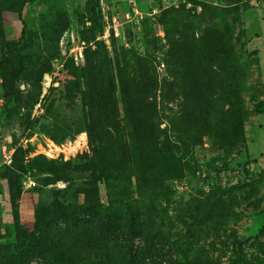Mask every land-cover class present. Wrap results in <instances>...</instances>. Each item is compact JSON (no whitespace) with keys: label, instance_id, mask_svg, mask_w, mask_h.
Segmentation results:
<instances>
[{"label":"rangeland","instance_id":"rangeland-1","mask_svg":"<svg viewBox=\"0 0 264 264\" xmlns=\"http://www.w3.org/2000/svg\"><path fill=\"white\" fill-rule=\"evenodd\" d=\"M85 1L0 0V264H24L20 242L43 240L83 203L85 178L99 179L86 162L91 120L118 160L133 104L120 91L141 80L158 111L153 183L164 182L142 201L156 211L138 252L243 264L239 241L247 264H264V0H98L94 11ZM96 186L107 205L105 182Z\"/></svg>","mask_w":264,"mask_h":264},{"label":"trees","instance_id":"trees-1","mask_svg":"<svg viewBox=\"0 0 264 264\" xmlns=\"http://www.w3.org/2000/svg\"><path fill=\"white\" fill-rule=\"evenodd\" d=\"M84 6L94 11L98 7V0H86ZM128 83V90L122 87L120 93L124 97L129 95L133 104H124L125 132L114 139L118 160L113 164L106 159V142L101 136H95L97 124L91 120L86 129L91 155L86 162L99 169V179L94 174L91 178H85L86 182L79 186L83 203L61 216V222L47 230L43 240L27 238L20 242L15 257L21 258L20 250L24 249L28 259L24 264H162L159 256L150 253L143 256L133 244V240L148 229L150 214L156 211V205L151 201L145 204L142 201L146 196L156 195V190L163 188L164 179L160 177L154 181L158 184L153 183L155 168L152 159L158 150L160 129L157 127L155 101L150 99L152 83L141 80L135 88ZM106 115L110 116V123L117 129L118 123L111 120L115 109H106ZM112 169H116L115 172ZM8 173L10 192L19 195L20 187L15 173ZM99 180L106 184L107 205L99 201L96 186ZM13 217L17 223L16 212H13ZM235 242V258L247 264L240 242Z\"/></svg>","mask_w":264,"mask_h":264},{"label":"crops","instance_id":"crops-1","mask_svg":"<svg viewBox=\"0 0 264 264\" xmlns=\"http://www.w3.org/2000/svg\"><path fill=\"white\" fill-rule=\"evenodd\" d=\"M25 207L21 205L20 213H19V226L23 233H27L30 231L29 227L33 228V221H31V211L28 209V202H24Z\"/></svg>","mask_w":264,"mask_h":264}]
</instances>
